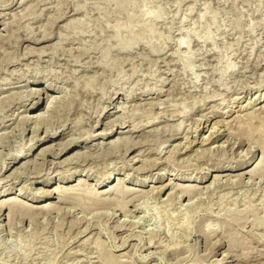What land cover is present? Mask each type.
Masks as SVG:
<instances>
[{"label": "rangeland", "instance_id": "rangeland-1", "mask_svg": "<svg viewBox=\"0 0 264 264\" xmlns=\"http://www.w3.org/2000/svg\"><path fill=\"white\" fill-rule=\"evenodd\" d=\"M0 92V264H264V0H0Z\"/></svg>", "mask_w": 264, "mask_h": 264}, {"label": "bare ground", "instance_id": "bare-ground-1", "mask_svg": "<svg viewBox=\"0 0 264 264\" xmlns=\"http://www.w3.org/2000/svg\"><path fill=\"white\" fill-rule=\"evenodd\" d=\"M48 90V89H47ZM47 90H44V89H42V90H38V92H37V95H39L38 97H36V101H37V99H39L40 97H41V93H46V91ZM34 90H32V92H33ZM37 91V90H36ZM1 93V92H0ZM47 94V93H46ZM32 96V98H33V94L31 93V95H30V97ZM53 97L51 96V98L50 99H52ZM55 100V99H54ZM31 101V103L26 107V110H25V113L26 114H35V115H33V116H27V118H26V120L27 121H29V122H32V123H34V124H36V126H37V124H38V122H40V120H42L43 118L45 119V116H44V113H37V109H38V107H39V103H37V102H35V101H33V99H31L30 100ZM52 103H53V101H52ZM51 103V104H52ZM50 106V105H49ZM48 106V107H49ZM48 109V108H47ZM4 121V120H3ZM35 128H37V127H35ZM38 129H34L33 130V135H35L34 137L35 138H37V144H40V145H42L43 143H46V142H48V141H51V142H49V143H51L52 144V142L55 140V137L57 136V133H54V134H51V133H49V131H48V129L46 130V132H45V134H46V137L43 139V137L41 138V137H39V134H38ZM50 132H52V131H50ZM120 134H122V133H120ZM110 134H108V132L106 131V130H104L101 134H98V136L99 137H102V138H104V137H107V136H109ZM58 137H63V135L62 134H59V136ZM57 139V138H56ZM76 143H69V144H63V143H60V144H55V145H50V146H46V147H43L42 149H41V151H40V153H39V155H40V157L41 156H43V157H41L42 159L43 158H45L46 157V154H54V156H52L53 158H62L63 156H65L67 153H69L70 152V150L72 149V147L73 146H76L75 145ZM61 147L59 150H57V149H55L56 147ZM55 150H57V151H59V153L58 154H55ZM24 156L23 158H26V157H29V154H25V152L23 153H21L20 155H18V156H16L15 158H13L12 159V161L9 163V165H7V164H5L4 165V169L5 170H10V171H13L12 172V174H10V175H13L14 173H16V172H18V170H19V167H16L15 165H17V163L19 162V160H18V157H20V156ZM41 158H39V159H41ZM18 160V161H17ZM66 161H69V159L68 160H66ZM28 161H25L24 163H22L21 164V166L23 167V165L25 164V163H27ZM9 166H10V168H9ZM16 167V168H15ZM25 167V166H24ZM27 167V166H26ZM25 167V168H26ZM3 169V170H4ZM258 174L260 175V178H262V179H264V170H259V172H258ZM119 181V180H118ZM120 184H121V181H119L118 182V185L120 186ZM117 185V186H118ZM195 186H188V187H186V188H182V191H183V193L182 194H184L185 196H188V195H190V194H192V192H193V189L192 188H194ZM120 188V187H119ZM119 188H117V189H109L108 191L109 192H114V191H120V189ZM168 188V187H167ZM167 188H165V190L167 189ZM107 191V192H108ZM5 192V191H4ZM128 192V191H127ZM91 194L92 195H94L96 198H98V196H99V194H101V193H99L98 191L96 192H94V191H91ZM6 203H8V201H3V202H0V204H2V206H5L6 205ZM1 216V215H0Z\"/></svg>", "mask_w": 264, "mask_h": 264}]
</instances>
